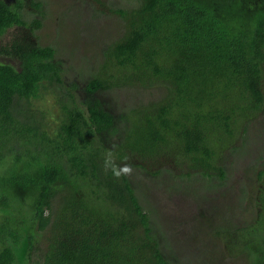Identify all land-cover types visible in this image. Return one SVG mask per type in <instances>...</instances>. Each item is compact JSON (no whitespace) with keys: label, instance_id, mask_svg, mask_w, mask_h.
Segmentation results:
<instances>
[{"label":"trees","instance_id":"1","mask_svg":"<svg viewBox=\"0 0 264 264\" xmlns=\"http://www.w3.org/2000/svg\"><path fill=\"white\" fill-rule=\"evenodd\" d=\"M25 5L0 0V38L13 27H42L41 18L25 19ZM31 5L43 14L41 2ZM128 22L106 55L128 84L165 87L159 104L116 105L127 83L98 73L79 87L51 46L14 42L19 65L0 63V162L9 161L2 178L13 186L2 184L30 202L27 219L15 221L0 195V264H31L37 235L49 227L43 263L33 264H178L123 169L145 163L128 159L154 158L173 143L172 152L190 156L188 178L208 182L214 142L233 137L240 118L247 132L264 113V0H139ZM47 96L60 110L55 130L38 104ZM260 200L259 219L235 230L248 245L246 264H264V187Z\"/></svg>","mask_w":264,"mask_h":264},{"label":"rangeland","instance_id":"2","mask_svg":"<svg viewBox=\"0 0 264 264\" xmlns=\"http://www.w3.org/2000/svg\"><path fill=\"white\" fill-rule=\"evenodd\" d=\"M5 1L14 3L16 0ZM37 1L43 5V14L31 5ZM25 2V19L32 21L41 18L43 25L34 31L31 27L9 29L0 38V63L19 65L17 57L12 54L14 42L28 41L43 47L51 46L57 51L56 57L64 62L66 78L76 82L79 87H84L91 74L98 73L111 81L121 78L127 83L116 90L115 96L119 99L116 105L133 99L138 104L162 102L165 87V90L161 87L148 88L137 80L128 84L126 76L120 73L118 66L115 68L109 62L106 55L108 49L128 33V17L139 0ZM109 100L112 102V98ZM38 104L49 113V124L55 130L60 112L55 98L47 96ZM245 119L240 118L234 123L233 137L225 135L223 139H217V143L214 142L216 153L210 170L213 177L208 182L207 178L203 179L198 174L188 178L190 156L172 152L173 143L170 151L165 149L154 158L137 155L134 159H128L133 164L145 163L143 168L129 164L123 168L132 178L140 202L150 213L155 228L161 234V227L166 231L173 247L170 251L174 255L168 256L176 259L178 264H246L250 259H247L248 245L240 241L241 234L235 230L237 226L259 219V212L262 211L259 207L263 204L256 203L257 199L261 202L264 182L257 180L254 166L259 167L256 160L259 162L261 157L264 161V113L247 125V132H242ZM244 133L247 140L243 139ZM7 165H10L9 161L0 162V195L10 200L12 211L9 215L15 221H21L27 219L30 213V202L25 198L23 204L16 196L14 199L12 191L8 192L2 184L10 178H2ZM220 167L226 172L225 178L219 176ZM198 171L196 168L195 172ZM7 185L12 189L10 181ZM4 188L6 190H2ZM4 215L0 208V220ZM231 229L232 235L229 233ZM52 236L51 227L39 232L37 238L40 247L32 256L33 263L37 260L43 263V255ZM233 241L236 242L232 247L230 244Z\"/></svg>","mask_w":264,"mask_h":264}]
</instances>
